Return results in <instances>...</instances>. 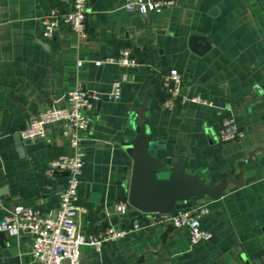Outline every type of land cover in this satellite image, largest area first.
I'll list each match as a JSON object with an SVG mask.
<instances>
[{
  "label": "crops",
  "instance_id": "1",
  "mask_svg": "<svg viewBox=\"0 0 264 264\" xmlns=\"http://www.w3.org/2000/svg\"><path fill=\"white\" fill-rule=\"evenodd\" d=\"M175 1L142 17L126 11L124 0H87V38L78 40L62 22L52 38L43 37L39 21L59 8L57 0H0V222L17 208L55 215L66 175L46 172L71 152L60 125L48 126L44 139L20 138V153L13 136L44 108L62 106L79 83L99 95L80 142L79 232L139 225L99 252L81 247V264H264V0ZM127 45L140 66L103 63ZM172 69L181 74L184 102L168 113L160 107V75ZM115 80L120 98L112 101L106 94ZM143 99L152 156L181 160L209 185L237 180L242 169L241 186L229 184L219 200L203 204L208 241L191 245L186 229L158 224L127 204L131 159L124 146ZM225 117L242 131L239 140L218 141ZM121 203L124 214L116 211ZM0 233V264H30L29 236Z\"/></svg>",
  "mask_w": 264,
  "mask_h": 264
},
{
  "label": "built area",
  "instance_id": "2",
  "mask_svg": "<svg viewBox=\"0 0 264 264\" xmlns=\"http://www.w3.org/2000/svg\"><path fill=\"white\" fill-rule=\"evenodd\" d=\"M59 8L50 9L49 13L39 21L42 35L50 39L55 34L60 22L69 26L78 40L87 38V0H57ZM175 0H124L123 8L142 17L149 13H161L174 7ZM105 64H116L124 68H136L141 62L134 54V47L127 45L119 50L117 57L105 59ZM100 62L94 65L99 67ZM82 63L77 62V67ZM160 87L164 94L161 109L172 112L176 106L184 102L179 95L181 74L172 69L160 75ZM106 98L117 101L120 98V82H112ZM99 101V95L82 89L78 83L74 89L65 95L62 106L44 108L19 131L23 140L44 139L48 126L60 125V134L68 142L69 155H63L49 162L47 177L55 173L66 174V185L58 195V207L54 216L43 215L38 211L14 209L0 222V232L14 235L24 233L29 236L31 248L29 252L30 264H81L80 248L90 247L99 252L100 246L106 242H116L128 233H134L139 225L133 222L130 228L107 227L95 234L84 236L78 229V217L82 212L77 206L78 187L83 168V153L80 142L88 131L91 123L90 113L93 104ZM193 103L207 102L199 98H191ZM242 131L231 117H225L217 133L218 141L228 143L242 137ZM126 204L116 207L120 214L126 212ZM207 214L203 204L191 205L188 208L173 211L167 214H147L158 224H166L172 228H184L188 232L191 245L208 241L211 235L200 228V219Z\"/></svg>",
  "mask_w": 264,
  "mask_h": 264
},
{
  "label": "water",
  "instance_id": "3",
  "mask_svg": "<svg viewBox=\"0 0 264 264\" xmlns=\"http://www.w3.org/2000/svg\"><path fill=\"white\" fill-rule=\"evenodd\" d=\"M145 106L143 99L135 113L134 135L124 146L131 159L126 199L130 207L142 214H167L191 205L217 201L229 184L241 186L242 169L237 180L225 177L216 185H209L197 175L186 172L181 160L165 162L152 156L154 139L148 129ZM13 141L18 153L22 152L23 144L18 134L13 136ZM0 238H4L3 233Z\"/></svg>",
  "mask_w": 264,
  "mask_h": 264
}]
</instances>
